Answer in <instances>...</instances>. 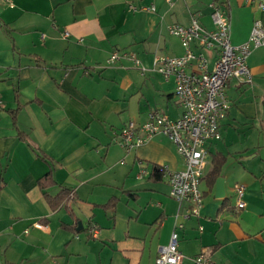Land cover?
<instances>
[{
  "label": "crops",
  "instance_id": "obj_1",
  "mask_svg": "<svg viewBox=\"0 0 264 264\" xmlns=\"http://www.w3.org/2000/svg\"><path fill=\"white\" fill-rule=\"evenodd\" d=\"M12 1L0 0V264H156L174 230L187 262L205 250L216 264H264V45L248 57L252 83L228 80L222 136L206 145L204 204L189 218L157 170L185 169L173 142H118L152 110L182 115L175 78L108 61L130 50L151 68L156 55H183L169 26L197 15L213 29L212 2L230 11L232 43H242L264 24V0ZM205 53L212 68L218 53ZM216 156L223 197L209 176Z\"/></svg>",
  "mask_w": 264,
  "mask_h": 264
},
{
  "label": "built area",
  "instance_id": "obj_2",
  "mask_svg": "<svg viewBox=\"0 0 264 264\" xmlns=\"http://www.w3.org/2000/svg\"><path fill=\"white\" fill-rule=\"evenodd\" d=\"M13 6L12 0H5ZM264 9V2H258ZM213 29L203 27L197 15L189 26L173 23L169 32L180 38L185 52L181 56L156 55L151 68L145 66L134 51H114L109 62L121 57L132 59L143 73L148 70L159 72L164 77H174L175 95L183 112L178 119H171L160 110H152L145 122L129 121L118 136V142L126 151H130L157 135H165L184 157L186 167L183 170H171L166 165L158 166L159 172L170 186V195L180 204H185L182 212L184 218L200 215L204 204L201 181L207 165V143L220 139L221 122L226 117L229 100L226 89L228 80L235 78L241 83L253 82V73L248 65L251 52L264 45V24L256 19L249 38L239 44L231 40V14L222 4L212 2ZM136 9V8H134ZM154 10L155 7H144ZM65 35H68L65 32ZM194 46L199 48L195 50ZM215 50L217 60L212 68L206 51ZM193 66L194 69L190 67ZM5 109L0 94V113ZM144 172V171H142ZM245 185H235L236 205L238 210L246 207ZM34 226L43 225L35 222ZM182 227V224H178ZM179 232L174 230L170 241L159 250L156 264H216L203 250L187 262L179 248Z\"/></svg>",
  "mask_w": 264,
  "mask_h": 264
},
{
  "label": "trees",
  "instance_id": "obj_3",
  "mask_svg": "<svg viewBox=\"0 0 264 264\" xmlns=\"http://www.w3.org/2000/svg\"><path fill=\"white\" fill-rule=\"evenodd\" d=\"M214 164H213V169L211 170V173H210V178H212L213 181H215L219 175V172L221 170V167L222 165L224 164L225 162V157L223 156H216L214 158ZM157 170L159 172V168L157 167ZM161 174V172H159ZM160 175H157V177H159ZM50 199V203L55 206L57 203L54 202V200L52 198H49Z\"/></svg>",
  "mask_w": 264,
  "mask_h": 264
},
{
  "label": "water",
  "instance_id": "obj_4",
  "mask_svg": "<svg viewBox=\"0 0 264 264\" xmlns=\"http://www.w3.org/2000/svg\"><path fill=\"white\" fill-rule=\"evenodd\" d=\"M224 195H225L224 178L218 177L217 182H216V196L223 197Z\"/></svg>",
  "mask_w": 264,
  "mask_h": 264
}]
</instances>
